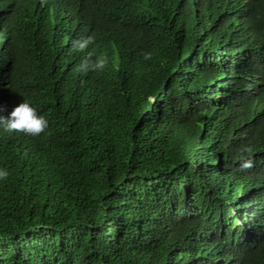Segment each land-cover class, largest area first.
<instances>
[{"label": "trees", "instance_id": "1", "mask_svg": "<svg viewBox=\"0 0 264 264\" xmlns=\"http://www.w3.org/2000/svg\"><path fill=\"white\" fill-rule=\"evenodd\" d=\"M23 100L49 126L0 128V264H264V0H0Z\"/></svg>", "mask_w": 264, "mask_h": 264}, {"label": "clouds", "instance_id": "2", "mask_svg": "<svg viewBox=\"0 0 264 264\" xmlns=\"http://www.w3.org/2000/svg\"><path fill=\"white\" fill-rule=\"evenodd\" d=\"M74 45L78 49H83L89 43V40L74 41ZM103 58H98L97 61L91 65L93 68H103L105 64ZM89 62L82 61L80 69L87 70ZM49 122L44 115L38 114L36 109L27 101L16 105L7 116L0 115V128L9 133H24L26 135L38 136L45 133L48 129ZM244 166H247L245 164ZM8 176L6 169L0 168V179Z\"/></svg>", "mask_w": 264, "mask_h": 264}]
</instances>
